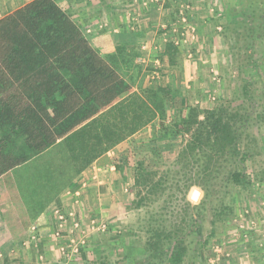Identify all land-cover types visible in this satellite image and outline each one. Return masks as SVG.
Here are the masks:
<instances>
[{
    "label": "rangeland",
    "instance_id": "1",
    "mask_svg": "<svg viewBox=\"0 0 264 264\" xmlns=\"http://www.w3.org/2000/svg\"><path fill=\"white\" fill-rule=\"evenodd\" d=\"M142 3L146 5L148 0H142ZM158 3H167L169 9L168 15L161 16L158 27L159 32L165 34L163 36H168L172 28L182 30L178 16L182 4L189 5V9L184 11L188 14V23L194 25L197 32L195 42L189 47H180L176 68L170 67L175 79L155 82L151 87H171L178 90L182 98H176V108H172L169 99L165 100L167 114L164 124L172 125L174 114L185 105L196 107L199 112L220 106L236 110L241 115L240 123H237L238 142L242 151H248L247 157L244 161H240L239 155L237 158L223 156L217 159L209 175L213 177L206 181L203 188L200 183L204 175L193 169H184L177 162L189 134L175 129L166 134L158 122L150 128L146 137H142L141 130L126 143L110 149L108 161L101 166L93 161L85 168L94 166L91 170L97 171V168L114 165L119 175L105 177L110 180V191L101 194L99 203L95 204L93 198L86 203V213L103 221L105 231L91 235L81 254L67 264H100L102 261L108 264H142V259L150 252V227H159L165 233H171V240L166 241V246L163 244V249L168 248L177 236L182 237V246L186 249L182 264L231 263V260L215 252L216 245L223 246V250L232 253L233 258L235 253L240 257L238 253L246 248L248 254L252 252L254 261L260 260L259 264H262L264 248L260 249L259 244L260 233H264V41L253 37L245 39L244 29L234 25L240 24V14L246 10L247 0H159ZM79 15L76 16V23L85 29V35H89L86 28L93 25L96 28L99 23L110 26L107 17L91 20ZM228 24L232 27L231 31H225ZM248 44L252 45L250 52L246 49ZM249 53L255 61L253 64L246 63ZM184 59L187 65L183 66ZM166 67L162 65V70ZM168 77L166 75L165 79ZM145 88L148 87H141ZM17 143L12 148L11 157L22 149L21 140ZM140 167L154 173L155 180L164 179L160 191L145 190L147 197L143 203L142 195L145 194L134 184V176ZM56 169L65 171L61 166H56ZM233 172L243 173L248 178V185H234L231 182ZM184 173L189 176L184 178ZM10 175L0 174V250L17 246V240L23 238L31 226L38 227V218L51 204L41 210L33 208L32 201L36 198L33 188L39 182L33 184L31 181L28 186L15 185L20 177L13 179ZM68 178V174H64V184L68 183ZM79 179L88 180V177H82L80 173L77 182ZM186 184L191 185L185 189ZM205 188L208 190L206 197ZM193 189L200 193L196 201L190 198ZM197 206L201 207L199 213L194 209ZM82 209L85 212L83 206ZM190 217L198 219L199 224L194 229L196 233H188ZM250 221L256 224L254 230L246 238L240 237L239 231L243 230L239 226H245ZM14 222L17 230L13 228L16 227ZM176 228L183 232L176 233ZM162 260H153V264H162Z\"/></svg>",
    "mask_w": 264,
    "mask_h": 264
},
{
    "label": "trees",
    "instance_id": "2",
    "mask_svg": "<svg viewBox=\"0 0 264 264\" xmlns=\"http://www.w3.org/2000/svg\"><path fill=\"white\" fill-rule=\"evenodd\" d=\"M240 15V24L234 25L244 29L245 39L264 41V0H247L246 10ZM227 30H232L230 24ZM179 49L172 43L166 45L169 67L178 65ZM246 49L252 51V45ZM246 63H255L250 53ZM131 85L132 81L125 80L94 51L79 27L53 0H33L1 18L0 174L10 173L13 179L19 176L15 185L39 182L33 188L37 199L33 198L32 206L41 210L61 192L73 188L89 164L155 120L166 134L175 129L190 135L177 162L184 169L202 173L203 188L213 177L209 175L217 159L238 155L240 161L246 159L248 151H242L238 142V111L220 106L199 112L185 105L168 126L164 124L165 100L169 99L174 108L179 91L155 86L130 92ZM244 89L247 94L246 85ZM19 140L22 149L11 157ZM64 174L69 176L67 184L62 180ZM155 177L140 167L134 184L144 194L145 190L158 192L163 189L164 179ZM247 179L241 172L231 174V182L240 187L248 185ZM190 185L186 184L185 189ZM199 196L197 189L190 192L193 201ZM146 197L142 195V203ZM194 209L199 213L201 207ZM197 220L189 218L188 233L197 228ZM174 230L183 232L180 228ZM150 234V252L142 264L162 259V264H182L186 254L182 237L176 234L172 244L163 249L171 233L150 227Z\"/></svg>",
    "mask_w": 264,
    "mask_h": 264
},
{
    "label": "crops",
    "instance_id": "3",
    "mask_svg": "<svg viewBox=\"0 0 264 264\" xmlns=\"http://www.w3.org/2000/svg\"><path fill=\"white\" fill-rule=\"evenodd\" d=\"M31 1L33 0H0V19L24 7ZM53 1L70 16L71 20L79 27L82 34L85 33V29L76 23V16H78L79 13H82L80 14L81 17L86 16L91 18V20H96L103 16L107 17L110 26H108L107 23L102 24L98 22V28H96V25L86 28V33L89 35L84 34V37L94 51L110 67L115 69L116 72L125 80H128L129 83L132 81L130 92H138L141 87H152V85L156 84L155 82H165V80L173 81L175 79V75L171 72L176 66L171 67L173 68L172 70L170 69L169 63L167 64V55L164 53L166 45L170 42L164 43L161 41L164 33L158 30L161 24V16L169 14V9L166 7L167 3L159 4L158 2L150 0H148L146 5H143L142 0H139V2L137 0L138 3H135L133 0ZM142 58L145 59V62H142ZM155 60H158L159 65H156ZM186 61V59L182 61L183 66L187 65ZM188 62V64H191V60H188ZM164 64L165 66L167 65L166 70H162V65ZM166 75L169 76L167 79H165ZM65 78L67 80L70 79L69 76H65ZM193 79L194 76H192L191 80ZM135 81L136 83H134ZM140 83H142V85ZM157 122L158 121L155 120L144 127L142 129V137H146V133L149 132L150 128ZM140 132L141 130L135 135ZM135 135L132 137H135ZM129 139L119 145L126 143ZM110 151L97 158L94 164H100L99 166H101L102 163L108 161L107 156L110 154ZM92 168L95 167H88L81 172L82 177L86 175L88 180L79 179L74 186L78 187L85 182V188L81 191L82 196L80 198V202L85 209L88 207L86 203H90L89 200L91 198H93V200L95 199V204L96 202L99 203V201H101V194L110 191V180L105 177L119 175V171H116L114 165H106L105 169L97 168V171L91 170ZM105 186L107 188H105ZM112 191L113 190H111V192ZM64 192H61L56 200L51 202L50 206L38 218L39 234L36 242H33L31 239V241L29 240L30 231H28L27 234L24 233L23 238L21 237L17 240L18 247L12 246L8 250H0L2 256L0 264H42L39 261L40 255H43L45 258L43 264H67L65 261L61 260V255L53 242L51 236L53 220L50 216V207L53 204H62L64 206L69 205V203L72 204L73 198L66 197ZM69 209H71V206ZM86 212H88L87 209L85 210V213ZM260 222L262 221L260 220ZM11 223L10 225L12 227L13 224ZM13 226H16L15 222ZM13 228L17 230V226ZM247 234L251 233L247 232ZM21 239H24L23 242H20ZM231 249L232 248H229V250ZM244 249L242 251L240 250L238 253L240 257L235 253V257L233 258L231 253L229 259L232 261L231 263L235 264L236 261L239 260L241 264H259L260 260L254 261L252 252L248 254L246 248ZM244 258L246 261L243 262ZM261 260H263V264L264 258H261ZM231 263L228 262V264Z\"/></svg>",
    "mask_w": 264,
    "mask_h": 264
},
{
    "label": "built area",
    "instance_id": "4",
    "mask_svg": "<svg viewBox=\"0 0 264 264\" xmlns=\"http://www.w3.org/2000/svg\"><path fill=\"white\" fill-rule=\"evenodd\" d=\"M158 1L159 0H155V2ZM187 9H189V5L182 4L178 14L179 20L182 24V30H178L177 28H172L169 30L170 34L168 36L162 37L164 43L170 42L174 46L180 48L186 46L189 47L197 40L196 27L188 23V14H186L184 11ZM162 28L165 29V26ZM155 61L156 65H159L158 60ZM142 62H145L144 58H142ZM84 183L85 182H83V184L78 187L68 189L64 192L66 197L73 198L72 204L69 203L67 206L62 204H53L50 207V216L53 220L51 236L58 252L61 255V260L65 261V263L71 262L81 254V251L86 247L91 235L99 231H105L106 228V225L103 221H98L94 217L89 216L82 209L80 198L82 196L81 191L85 188ZM70 206L71 209H69ZM255 226L256 224L253 221L246 223L245 226L244 224H241L239 227L243 230V232L239 231V233H241H238L239 236L241 237L242 235V237L246 238L247 232H252ZM29 231V240L31 239L33 242H36L37 236L39 234L38 227L31 226ZM238 234L234 233L233 235ZM260 235L261 242L259 247L261 249L264 248V233H260ZM222 247L223 246L216 245L215 252L220 253L219 255H221L224 259L226 258L229 260L231 253L225 249L223 250ZM223 251L224 253H222ZM1 257L2 256L0 254V260L2 259ZM39 261L43 264L45 261L43 255L39 256ZM235 264H241V262L238 260Z\"/></svg>",
    "mask_w": 264,
    "mask_h": 264
}]
</instances>
